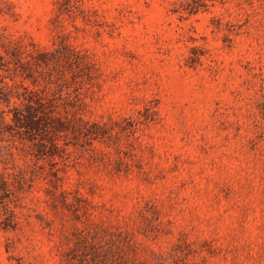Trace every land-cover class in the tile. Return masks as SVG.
Instances as JSON below:
<instances>
[{
  "label": "rangeland",
  "instance_id": "1",
  "mask_svg": "<svg viewBox=\"0 0 264 264\" xmlns=\"http://www.w3.org/2000/svg\"><path fill=\"white\" fill-rule=\"evenodd\" d=\"M0 34L61 118L0 264H264V0H0Z\"/></svg>",
  "mask_w": 264,
  "mask_h": 264
},
{
  "label": "trees",
  "instance_id": "2",
  "mask_svg": "<svg viewBox=\"0 0 264 264\" xmlns=\"http://www.w3.org/2000/svg\"><path fill=\"white\" fill-rule=\"evenodd\" d=\"M21 62V54L15 47L5 45L0 34V203L3 211L0 223L3 228L11 227L12 223L11 188L23 189L34 173L25 158L26 146L39 144L47 134L57 130L50 121L61 123V118L46 108L45 95L27 87H23L25 91L16 90L15 82L4 79L10 71L15 73L16 64Z\"/></svg>",
  "mask_w": 264,
  "mask_h": 264
}]
</instances>
